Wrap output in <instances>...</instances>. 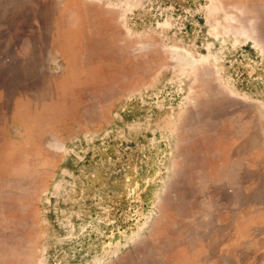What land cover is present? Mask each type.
<instances>
[{
  "label": "rangeland",
  "instance_id": "obj_1",
  "mask_svg": "<svg viewBox=\"0 0 264 264\" xmlns=\"http://www.w3.org/2000/svg\"><path fill=\"white\" fill-rule=\"evenodd\" d=\"M0 264H264V0H0Z\"/></svg>",
  "mask_w": 264,
  "mask_h": 264
}]
</instances>
